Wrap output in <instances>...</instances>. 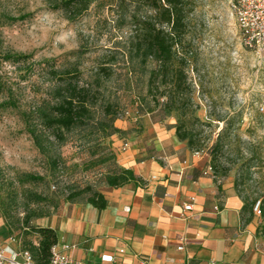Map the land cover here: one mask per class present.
<instances>
[{
  "label": "rangeland",
  "instance_id": "rangeland-1",
  "mask_svg": "<svg viewBox=\"0 0 264 264\" xmlns=\"http://www.w3.org/2000/svg\"><path fill=\"white\" fill-rule=\"evenodd\" d=\"M131 1L143 15V1ZM229 1L188 0L189 26L179 49L184 128L193 152L208 160L214 183L230 186L252 209L260 204L253 218L264 240V69L240 44ZM123 12L115 0H94L81 13L60 9L55 0H0V209L9 214V239L19 245L36 240L26 236L27 217L44 224L69 195L85 192L77 198L85 201L87 188H102L109 163L101 160L114 142L94 123L104 128V120L116 117L114 126L137 159L154 155L159 130L165 138L174 132L175 119L162 111L165 100L157 105L158 95L146 93V77L123 59L130 34L120 27ZM54 69L76 73L80 84L94 88L91 125L61 146L36 116L49 101ZM29 130L41 132L58 157L41 155Z\"/></svg>",
  "mask_w": 264,
  "mask_h": 264
},
{
  "label": "crops",
  "instance_id": "crops-1",
  "mask_svg": "<svg viewBox=\"0 0 264 264\" xmlns=\"http://www.w3.org/2000/svg\"><path fill=\"white\" fill-rule=\"evenodd\" d=\"M159 131L149 158L137 159L129 145L113 140L117 163L141 183L100 189L108 203L102 211L71 202L44 224L37 221L56 231L57 251L82 264H264L256 218L245 223L242 201L206 174L207 159L193 157L174 132L165 138ZM8 240L0 215V248Z\"/></svg>",
  "mask_w": 264,
  "mask_h": 264
},
{
  "label": "trees",
  "instance_id": "trees-1",
  "mask_svg": "<svg viewBox=\"0 0 264 264\" xmlns=\"http://www.w3.org/2000/svg\"><path fill=\"white\" fill-rule=\"evenodd\" d=\"M94 0H55L57 7L62 10L74 9L77 13L85 11ZM116 4L124 11L120 21V27H127L130 30L128 39L125 42V52H121L125 63L134 70H138L146 77V93L148 95L157 94L156 104L163 98L165 102L161 104L165 117L175 119V124L169 125L174 130V138L186 145V148L193 152L194 141L184 128V95L181 89L186 84V75L184 72V63L179 49L185 41L186 29L189 26V2L188 0H142L143 15L138 14L137 4L131 0H115ZM152 66L147 70L148 66ZM103 73L106 68L99 70ZM68 70H52L51 75L54 84L51 87L49 101L36 110V116L42 126V129L51 132V138L59 145L67 142L70 134L75 130L82 133L89 127L91 120L94 88L90 84H80L76 75ZM108 115V107L105 112ZM116 117L108 118L102 123H94V127L106 131L104 138H113L124 143L120 138L122 130L116 128L114 123ZM29 135L37 151L44 156L50 154L46 143L48 139L35 130H29ZM217 146H214L216 148ZM115 148L109 150V158L102 159L101 163H109L107 174L103 177L102 188H120L130 183H141L131 170H126L119 166L116 158ZM52 159V158H51ZM109 161V162H108ZM55 166L56 162H51ZM28 180L34 181L35 177L27 175ZM101 188V189H102ZM91 192L85 201L77 198L85 193L79 192L68 196L66 203L86 202L98 211L104 210L108 203L100 189L91 190L87 188L86 192ZM243 203L242 213L246 215L243 219L249 223L253 217L252 206L242 199L239 194L236 195ZM38 201H42L41 196H37ZM1 216L5 221L7 232L11 230L9 214L4 208L0 209ZM40 219L41 216L36 217ZM26 236L35 235L36 240H24L20 249L29 252L35 264H48L50 260V251L57 244L56 231L48 227H41L35 223L32 225L30 219H25Z\"/></svg>",
  "mask_w": 264,
  "mask_h": 264
},
{
  "label": "built area",
  "instance_id": "built-area-1",
  "mask_svg": "<svg viewBox=\"0 0 264 264\" xmlns=\"http://www.w3.org/2000/svg\"><path fill=\"white\" fill-rule=\"evenodd\" d=\"M229 6L235 18L236 27L239 33L240 44L251 53L257 65L264 69V0H230ZM123 149L128 148V143L122 144ZM193 157H201L199 152H193ZM211 168L208 167L206 174L210 175ZM212 177V176H211ZM195 198L184 206V211H192ZM260 204L253 207V215L260 216ZM216 210V208H215ZM67 249V247H64ZM179 246L177 251H182ZM121 252V251H120ZM105 262L115 263L113 257L103 256ZM0 264H35L29 252L20 249V245L13 239H9L6 246L0 248ZM48 264H82L73 261L66 255L58 252L56 246L50 251Z\"/></svg>",
  "mask_w": 264,
  "mask_h": 264
}]
</instances>
